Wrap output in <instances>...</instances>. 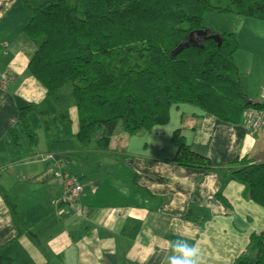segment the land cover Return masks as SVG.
<instances>
[{
    "label": "crops",
    "instance_id": "obj_1",
    "mask_svg": "<svg viewBox=\"0 0 264 264\" xmlns=\"http://www.w3.org/2000/svg\"><path fill=\"white\" fill-rule=\"evenodd\" d=\"M20 4L0 0V24ZM24 16L28 22L25 10L18 15ZM237 18L238 26L231 23L239 42L235 61L241 87L255 104L264 87V23ZM22 31H0L1 53L15 60L0 72L11 80L7 90L0 89L1 255L16 264H161L166 241L186 238L200 249L202 264H236L251 256L252 237H264V208L226 171L181 168L172 162L175 156L149 158L112 145L109 152H99L75 143L56 155L43 154L44 142L37 155L28 142L16 146L9 131L20 127L19 110L35 104L18 91L23 84L31 91L37 86L26 81L18 86L19 79L29 76L28 65L38 49ZM244 44L247 54L241 58ZM194 123L187 126L188 135L180 131L191 150L214 167L243 159L264 164V119L252 130L244 121L233 126L195 111L188 124ZM69 130L77 142L79 129ZM58 168L84 185L73 207L57 204L63 195L62 182L55 178Z\"/></svg>",
    "mask_w": 264,
    "mask_h": 264
},
{
    "label": "trees",
    "instance_id": "obj_2",
    "mask_svg": "<svg viewBox=\"0 0 264 264\" xmlns=\"http://www.w3.org/2000/svg\"><path fill=\"white\" fill-rule=\"evenodd\" d=\"M21 3L28 14L23 34L38 45L27 72L51 98L73 86L79 132L74 142L67 110L54 114L44 104L29 105L18 112L19 129L9 131L16 146L27 140L36 155L43 142V154L48 155L72 150L75 143L109 152L119 128L129 136L152 133L157 126L169 125L171 110L181 105L233 126L243 123L247 110L264 113L262 99L251 103L241 87L237 36L218 34L219 46L197 35H216L205 26L208 14L264 23V0H49L37 7L29 0ZM32 112L41 119L39 130L32 128ZM172 142V162L178 167L226 171L264 208V164L250 165L243 159L219 169L194 153L180 130ZM249 253L236 264H264L262 235L252 237ZM0 264L16 263L0 253Z\"/></svg>",
    "mask_w": 264,
    "mask_h": 264
},
{
    "label": "rangeland",
    "instance_id": "obj_3",
    "mask_svg": "<svg viewBox=\"0 0 264 264\" xmlns=\"http://www.w3.org/2000/svg\"><path fill=\"white\" fill-rule=\"evenodd\" d=\"M18 1L21 3V0ZM47 1L49 0H29L33 7H37ZM20 5V7L15 6L13 8V16L10 19L0 24L1 32L5 30H10L14 32V34H16L19 33L21 29L23 30L25 24H27V21H25V16L23 17V19L18 17V15L23 14L24 11L22 3ZM237 19V16L233 15L217 16L214 14H208L205 17L204 22L205 26L213 32L225 31L231 33L236 32L237 27L235 26L239 25L237 24ZM231 23H235V26ZM24 38L27 39V37ZM245 47H247V45L244 44V49L241 51V58L245 57L247 54V50L245 49ZM13 61H15L13 55H4V53H1L0 51V72H2V70L8 69L9 64ZM28 75L29 76H26L24 78L22 77L18 80V86L23 84L25 81L34 82L37 86H35L31 91L29 89V86L24 87L23 84L21 85V91H18V95H21L22 98L29 97L30 99H32L35 102V104H33V106L35 107L38 106L36 104H38V101H40L42 103L44 102V104L47 103L53 112L67 110L71 114L74 133H77L78 116L76 110V103L73 95V86L68 85L64 87V89H62L57 94V96L51 98L47 96L45 88L40 83L38 84L30 76L29 73ZM195 111L197 110L189 105H181L179 106V109L173 108L170 112L169 125L157 126L152 133L142 132L137 136L131 137L125 134L123 130L119 128L111 144L112 148L114 150L123 149V151H128L130 154L134 155L144 154L149 158H158L162 160L173 158L176 154V147L172 142L173 135L177 130H182V133L184 135L189 134L187 126L192 128V126L195 125V123L191 125L188 124L191 120V115ZM30 118L32 128L34 130H39L41 126V119L39 115L32 112L30 114ZM182 119H184V122H182ZM25 142H27V140ZM144 148H147V150L145 151Z\"/></svg>",
    "mask_w": 264,
    "mask_h": 264
},
{
    "label": "built area",
    "instance_id": "obj_4",
    "mask_svg": "<svg viewBox=\"0 0 264 264\" xmlns=\"http://www.w3.org/2000/svg\"><path fill=\"white\" fill-rule=\"evenodd\" d=\"M10 86L11 80L9 77L5 74L1 75L0 89L7 90ZM261 99L264 103V87L261 90ZM263 119L264 113L256 109L247 110L243 115V121L252 130H258L263 124ZM55 178L62 182L63 189L62 198L57 202V204L64 203L73 207L74 203L81 199L82 194L84 193V185L77 176L64 172L59 168L55 173Z\"/></svg>",
    "mask_w": 264,
    "mask_h": 264
},
{
    "label": "clouds",
    "instance_id": "obj_5",
    "mask_svg": "<svg viewBox=\"0 0 264 264\" xmlns=\"http://www.w3.org/2000/svg\"><path fill=\"white\" fill-rule=\"evenodd\" d=\"M168 252L161 260V264H202L200 249L189 243L186 238L166 241Z\"/></svg>",
    "mask_w": 264,
    "mask_h": 264
},
{
    "label": "water",
    "instance_id": "obj_6",
    "mask_svg": "<svg viewBox=\"0 0 264 264\" xmlns=\"http://www.w3.org/2000/svg\"><path fill=\"white\" fill-rule=\"evenodd\" d=\"M199 37H203V38H207V39H212L213 41L217 42L219 44V46H221V39H220V36L218 35H211L209 36V32L207 31H204V32H199L197 34Z\"/></svg>",
    "mask_w": 264,
    "mask_h": 264
}]
</instances>
